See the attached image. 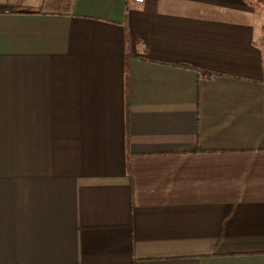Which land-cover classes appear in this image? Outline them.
<instances>
[{
  "label": "crops",
  "instance_id": "0c3cea01",
  "mask_svg": "<svg viewBox=\"0 0 264 264\" xmlns=\"http://www.w3.org/2000/svg\"><path fill=\"white\" fill-rule=\"evenodd\" d=\"M0 264H264V0H0Z\"/></svg>",
  "mask_w": 264,
  "mask_h": 264
},
{
  "label": "built area",
  "instance_id": "2783aa9c",
  "mask_svg": "<svg viewBox=\"0 0 264 264\" xmlns=\"http://www.w3.org/2000/svg\"><path fill=\"white\" fill-rule=\"evenodd\" d=\"M135 3H143L144 0H134Z\"/></svg>",
  "mask_w": 264,
  "mask_h": 264
}]
</instances>
